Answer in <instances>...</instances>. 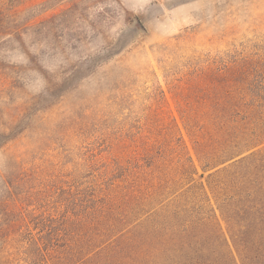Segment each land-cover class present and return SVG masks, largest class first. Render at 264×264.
<instances>
[{
	"label": "rangeland",
	"instance_id": "rangeland-1",
	"mask_svg": "<svg viewBox=\"0 0 264 264\" xmlns=\"http://www.w3.org/2000/svg\"><path fill=\"white\" fill-rule=\"evenodd\" d=\"M170 204L201 238L112 251ZM65 212L54 259L14 242ZM0 264H264V0H0Z\"/></svg>",
	"mask_w": 264,
	"mask_h": 264
},
{
	"label": "trees",
	"instance_id": "trees-1",
	"mask_svg": "<svg viewBox=\"0 0 264 264\" xmlns=\"http://www.w3.org/2000/svg\"><path fill=\"white\" fill-rule=\"evenodd\" d=\"M258 143L260 144V142H250L245 148L236 150L233 154L225 155L224 158H221V160H219L221 162L215 166V168L220 165L229 164L227 167L222 168V175L221 173L216 175L217 179L215 180H219V183L223 185V180H227L231 174L234 175L238 173L240 169H247L248 164L253 162L250 160L256 156L254 149L259 146ZM131 194L136 196L137 193L131 192ZM240 196L237 197V199L239 198L238 201L242 198ZM144 197V199H146L145 201L149 202L150 199L155 197V193H151ZM187 212L188 211L185 210V208L178 206L173 207V204L161 207L157 210H150L143 215L144 218H139L137 223L133 224L127 231L121 234V239L115 241L112 251H115L116 243L119 240H122V246L118 247L120 252L128 246L127 254L129 253L140 256L144 254H154L160 251L159 249H155L153 252L148 251V248L152 243H182L190 239L201 238L203 235L201 229L209 224L207 222L209 219L196 218V216H191L190 219V216H186ZM66 213L67 212L61 217V224L64 228L62 233L56 226V221L52 218L51 220H48L47 223L37 221L39 220L38 218L33 219L35 220V228L38 227L40 230L37 235H31V233H28L30 223H33L31 217L28 216V218H30L29 221L25 217L19 222L20 216H18L17 222H19V224L14 226L15 228L12 232L16 238L14 242L26 244L27 249L24 252L26 254L32 253L38 258L44 259L48 256L49 259H54L55 255L59 254L55 240H61L59 239L60 237L68 240V237L70 236L68 226L71 222H74L71 216ZM80 215L79 221H83L86 215L82 213ZM224 221L228 227L225 232H223L220 223L217 222L219 236L223 237L226 244H228V242L234 244L235 240L241 235V232L235 230V228L231 226L229 220ZM69 248L70 247H67V250ZM229 254L234 258L232 252H229Z\"/></svg>",
	"mask_w": 264,
	"mask_h": 264
}]
</instances>
